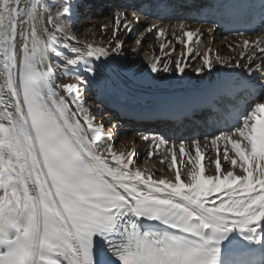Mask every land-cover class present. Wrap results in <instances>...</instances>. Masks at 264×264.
Listing matches in <instances>:
<instances>
[{
  "label": "snow or ice",
  "instance_id": "6c2138e0",
  "mask_svg": "<svg viewBox=\"0 0 264 264\" xmlns=\"http://www.w3.org/2000/svg\"><path fill=\"white\" fill-rule=\"evenodd\" d=\"M217 2L224 14L247 13L249 28L236 30L237 36L264 25V0ZM156 6L165 11L172 7L166 0ZM77 10L75 0L56 5L0 0V264H100L92 256L94 236L104 239L118 264H251L233 237L264 246V83L255 86L262 91L247 110L230 117L236 120L232 127L226 120L204 137L205 146L210 142L217 152L215 160L201 150L198 139L190 147L180 141L177 153L176 142L152 133L157 150L172 145L168 170L176 171L174 182L152 173L145 176L130 168L136 163L134 150L117 154L112 130L106 136L103 122L97 123L85 107V93L97 82V66L127 58L128 53L119 40L107 46L68 43L75 39L71 26ZM141 14L133 8L129 20L126 10H117L113 37L121 30L130 33ZM45 20L53 25L51 31L43 26ZM191 22L178 26L183 29ZM106 30L101 25L100 31ZM146 30H156L157 37L164 32L155 24ZM184 36L188 42L202 38L193 31ZM243 44L264 53V34ZM137 55L132 49L133 59ZM159 63L150 62L153 76L172 73L170 62L162 68ZM203 65L196 75L213 70L209 59ZM187 66L178 59L175 75L183 76ZM227 66L241 67L239 62ZM57 70L74 82L56 83ZM246 71L253 75L251 67ZM235 90L231 81L222 80L194 103L213 108ZM153 154L149 152V158ZM142 220L163 224L168 231L141 232Z\"/></svg>",
  "mask_w": 264,
  "mask_h": 264
},
{
  "label": "bare ground",
  "instance_id": "6f19581e",
  "mask_svg": "<svg viewBox=\"0 0 264 264\" xmlns=\"http://www.w3.org/2000/svg\"><path fill=\"white\" fill-rule=\"evenodd\" d=\"M46 2L56 5L60 0H46ZM75 2L78 3V10L75 16L76 22L71 26V35L75 39H70L68 43L78 47H84L89 43L93 46H107L109 41L115 43L119 40L123 42L124 51L128 53L127 58L98 65L97 82L84 96L85 107L91 109L97 123L103 122L104 134L107 136L109 130H112L115 152L119 154L134 150L136 163L130 165V168L139 169L145 176L152 173L156 179L163 177L172 182L176 171L168 170L172 159L168 149L172 145H159L157 150L150 134L156 133L168 141L176 142L174 150L177 153L180 141H186V146L190 147L191 142L198 139L201 150L210 159L215 160L217 152L210 142L205 146L204 137L212 135L218 129L219 120L212 118L206 112L185 122L166 126L159 121L134 124L126 120L123 113L127 115L138 113L145 116L146 113H153L155 109L168 108L170 104L181 105L201 97L222 80L235 83L245 79L253 87L264 83V53L251 46L246 48L243 44L244 39L255 41L260 38L264 34V25L260 26L251 37L219 36L220 34L215 30L209 33V27L203 26L199 21L200 7H205L202 0H166L172 5L167 11L163 7L156 6L158 0H75ZM147 6L150 8L146 13L143 9ZM133 8L138 14L143 12L139 16V23L133 21L130 33L121 30L118 38L113 37L115 12L126 10L128 19L132 20ZM158 8L161 10L156 12ZM179 9H182L181 13L178 12ZM50 11L55 15L56 7L53 6ZM181 21L192 22L185 23V27L181 29L178 26ZM153 24L164 29L159 37L155 34L156 30L152 32L146 30ZM101 25L107 26L106 32L100 31ZM43 26L48 27L50 31L53 29V25L48 24L46 20ZM140 28L142 29L139 31ZM37 30L42 34L40 23H37ZM185 31H193L202 38L194 37L188 42L184 36ZM137 32V38L130 46L126 39ZM186 43L187 47H185ZM132 49H136L139 53L134 59ZM63 51L70 56L74 55L66 49ZM242 54L243 59H241ZM249 56L254 58L249 61ZM158 59L160 61L158 67L161 68L164 62H170L171 74L160 71L153 76L149 70L150 62L156 63ZM178 59L182 64L187 62L188 65L183 76L175 75V62ZM204 59L210 60L213 70L209 72L205 69L203 74L198 76L195 70L204 69ZM218 59L225 65L224 67H221V63H217ZM52 60L55 62L56 58L53 56ZM237 62L240 63V68L227 66L229 64L234 66ZM60 63L63 64L62 61ZM247 67L253 70L251 77L247 75ZM69 70H72L70 66ZM55 82L63 85L74 82V79L63 76L61 70H57ZM178 129H182L181 133L176 132ZM145 137L149 138L145 139ZM156 143L158 144V141ZM223 150V145L220 144L219 154L222 163ZM149 152L154 153L151 158ZM191 154L194 156L195 152ZM229 155H233L230 150ZM161 160H164L163 164L160 163ZM184 160L186 163L187 156ZM180 171L186 181L183 168H180ZM211 171L214 173V165L211 166Z\"/></svg>",
  "mask_w": 264,
  "mask_h": 264
},
{
  "label": "rangeland",
  "instance_id": "374dc122",
  "mask_svg": "<svg viewBox=\"0 0 264 264\" xmlns=\"http://www.w3.org/2000/svg\"><path fill=\"white\" fill-rule=\"evenodd\" d=\"M149 10H147L146 11V13L148 12ZM181 11H182V9L180 10H178V12H180L181 13ZM142 28H140L139 29V31L141 30ZM138 31V32H139ZM138 32L135 34V35H131L130 37H128L127 39H126V41H127V43L131 46L132 44H133V42L135 41V39L137 38V35H138ZM219 36H221V35H219ZM177 50V47H176V49H175V51Z\"/></svg>",
  "mask_w": 264,
  "mask_h": 264
}]
</instances>
